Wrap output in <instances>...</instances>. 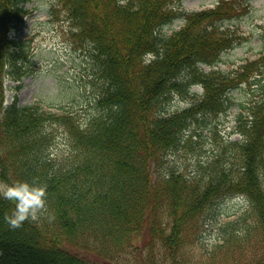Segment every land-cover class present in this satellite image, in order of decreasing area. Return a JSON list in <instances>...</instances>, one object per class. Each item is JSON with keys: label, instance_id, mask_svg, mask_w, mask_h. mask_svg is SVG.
<instances>
[{"label": "trees", "instance_id": "trees-1", "mask_svg": "<svg viewBox=\"0 0 264 264\" xmlns=\"http://www.w3.org/2000/svg\"><path fill=\"white\" fill-rule=\"evenodd\" d=\"M121 1L61 0L99 74L100 114L84 123L16 98L3 105L6 67L20 55L8 33L27 10L21 0H0V180L35 181L47 191L43 214L15 228L4 218L14 202L0 197V264H264V100L238 116L243 140L229 155L194 175L169 166L184 142L192 146L194 124L216 119L231 90L264 77V36L262 55L236 73L200 68L245 40L223 24L249 10L248 0L184 14L174 8L181 0ZM179 16L184 26L164 36ZM194 85L203 93L193 94ZM190 95L189 107L169 113L175 96ZM60 137L67 151L57 155ZM239 195L249 211L204 249L206 221Z\"/></svg>", "mask_w": 264, "mask_h": 264}, {"label": "rangeland", "instance_id": "rangeland-1", "mask_svg": "<svg viewBox=\"0 0 264 264\" xmlns=\"http://www.w3.org/2000/svg\"><path fill=\"white\" fill-rule=\"evenodd\" d=\"M220 0H182L176 6L187 12L214 6ZM250 12L245 16L225 23L240 29L248 40L226 52H223L214 68L230 73L237 70L247 60L257 58L261 52V37L264 34V0H250ZM29 10L24 23L11 36L22 47L14 52L25 54L17 60L18 72L9 64L8 75L4 80L5 103L17 98L20 105L39 104L53 111H68L78 114L81 119L91 120L99 113L96 107L100 97L98 72L91 58V48L81 46L71 37V24L66 13L59 11V17L52 14V8L61 7L59 0H21ZM205 71L208 66L202 65ZM19 78L18 80L15 77ZM258 80H262V77ZM257 82V81H255ZM263 84H244L230 92V108L216 119L205 118V123L192 126V146L186 142L169 157V166L180 169L189 175L197 174L200 166L208 164L213 158L229 155L230 143L241 141L236 131V120L244 107L256 100H264ZM202 92L199 86H193L191 92ZM188 97V98H187ZM175 96L166 106L169 113L188 107L193 101L190 96ZM190 97V98H189ZM244 110V111H243ZM197 132V133H196ZM64 137H60L54 152L61 155L67 150ZM250 206L240 197H229L219 203L215 215L206 221V232L200 245L211 250L222 236L221 226L239 219ZM201 246L198 248L201 249Z\"/></svg>", "mask_w": 264, "mask_h": 264}, {"label": "clouds", "instance_id": "clouds-1", "mask_svg": "<svg viewBox=\"0 0 264 264\" xmlns=\"http://www.w3.org/2000/svg\"><path fill=\"white\" fill-rule=\"evenodd\" d=\"M0 197L14 202L11 213L4 217L14 228L20 227L27 219L37 218L46 209V187L35 181L18 180L8 183L0 180Z\"/></svg>", "mask_w": 264, "mask_h": 264}]
</instances>
